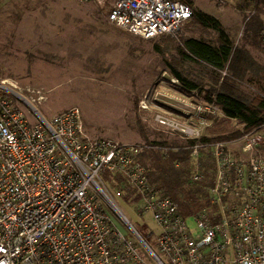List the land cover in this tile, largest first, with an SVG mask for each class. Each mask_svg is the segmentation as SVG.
Segmentation results:
<instances>
[{
	"label": "built area",
	"instance_id": "1",
	"mask_svg": "<svg viewBox=\"0 0 264 264\" xmlns=\"http://www.w3.org/2000/svg\"><path fill=\"white\" fill-rule=\"evenodd\" d=\"M75 1L109 9V25L144 39L175 35L192 16L181 0ZM176 96L187 123L156 98L139 107H155L159 130L192 140L222 114L214 101ZM33 103L0 79V264H264V123L209 144L215 207L192 214L191 228V215L150 182L145 143L90 136L78 106L48 119ZM105 171L126 181L137 213L155 222L153 244L108 190Z\"/></svg>",
	"mask_w": 264,
	"mask_h": 264
},
{
	"label": "rangeland",
	"instance_id": "2",
	"mask_svg": "<svg viewBox=\"0 0 264 264\" xmlns=\"http://www.w3.org/2000/svg\"><path fill=\"white\" fill-rule=\"evenodd\" d=\"M191 1L217 17L238 47L246 48L252 63L248 75L264 81V43L257 45L253 28H247L239 0ZM259 21L264 27V14ZM186 25L179 30L183 36L202 34ZM0 79L16 84L48 119L78 106L92 137L145 143L146 136L160 135L153 120L155 107H139L145 96L149 102L158 99L172 109V116L188 122L179 112L181 103L174 98L178 94L170 89L175 79L164 70L153 43L109 25L106 13L94 3L0 0ZM243 89L252 95L248 87ZM112 176V171L102 173L106 181ZM123 201L118 198L121 209L152 237L157 227L151 216L138 214ZM187 222L195 226L192 215Z\"/></svg>",
	"mask_w": 264,
	"mask_h": 264
},
{
	"label": "trees",
	"instance_id": "3",
	"mask_svg": "<svg viewBox=\"0 0 264 264\" xmlns=\"http://www.w3.org/2000/svg\"><path fill=\"white\" fill-rule=\"evenodd\" d=\"M181 1L192 8L186 27L191 25L202 34L185 37L178 31L147 41L163 59L164 70L176 80L170 87L175 94L214 101L222 114L209 115L212 124L199 139H183L163 131L153 138L146 136L140 159L150 182L162 188L188 216L203 210L211 212L215 207L210 203V189L216 166L209 144L234 139L264 123V81L248 75L252 64L248 51L238 47L217 17L199 10L191 0ZM238 8L245 14L247 28H253L257 45L263 46L264 27L259 17L264 14V0H239ZM103 12L107 14L109 9ZM245 87L252 91L251 96ZM104 181L117 201L121 198L136 210V196L121 176L114 174L112 181ZM138 229L152 243L151 235H146L142 227Z\"/></svg>",
	"mask_w": 264,
	"mask_h": 264
}]
</instances>
